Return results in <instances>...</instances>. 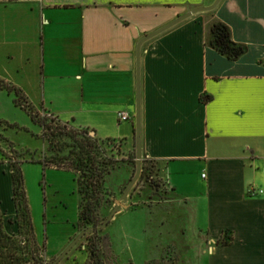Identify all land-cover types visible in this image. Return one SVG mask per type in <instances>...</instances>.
Returning a JSON list of instances; mask_svg holds the SVG:
<instances>
[{"label": "crops", "instance_id": "0c3cea01", "mask_svg": "<svg viewBox=\"0 0 264 264\" xmlns=\"http://www.w3.org/2000/svg\"><path fill=\"white\" fill-rule=\"evenodd\" d=\"M214 2L0 0V68H35L43 114L135 152L136 44ZM214 22L245 46L237 60L209 46ZM139 82L141 161L209 238L208 264H264V0H220L150 39ZM7 155L0 146V215L16 235Z\"/></svg>", "mask_w": 264, "mask_h": 264}, {"label": "rangeland", "instance_id": "374dc122", "mask_svg": "<svg viewBox=\"0 0 264 264\" xmlns=\"http://www.w3.org/2000/svg\"><path fill=\"white\" fill-rule=\"evenodd\" d=\"M0 74L25 94L38 121L54 120L42 113V87L35 68L17 72L0 68ZM14 100L13 94L0 93V146L7 150L9 160L22 162L31 222L36 242L42 245L32 251L26 236L16 235L13 237L16 257L27 258L31 254L41 264L50 263L80 232L91 228L92 232L82 237L58 264H92V249L102 264H208L205 244L209 238L198 232L191 214L171 202L155 166L149 161L144 162L143 173L140 172L127 196L126 211L116 213L105 227L98 229L135 172L134 150L126 153L117 144L99 143L102 157L113 162V168L105 177V194L95 211L96 225L81 221L77 184L80 175L58 170L53 165L71 162L68 156L72 144L67 139H56L50 150L42 138L41 127ZM30 161L48 166L43 168ZM223 240L229 242L221 237L216 244L223 245Z\"/></svg>", "mask_w": 264, "mask_h": 264}, {"label": "trees", "instance_id": "16d2710c", "mask_svg": "<svg viewBox=\"0 0 264 264\" xmlns=\"http://www.w3.org/2000/svg\"><path fill=\"white\" fill-rule=\"evenodd\" d=\"M208 44L218 54L225 57L229 61H235L242 56L246 48L243 45L235 44L230 39V31L227 26L220 22H214L210 26ZM13 94L15 97L14 103L26 111L31 120L38 124L42 129V138L47 141L50 150H53V141L56 139H67L71 144L73 150L69 152L68 158L71 162L56 163L58 170H64L73 174L79 173L77 180L78 193L80 194V213L79 219L90 225H96L97 216L95 211L102 201L104 196V182L105 177L113 168V162L103 158V153L100 152L99 143H106L108 146L120 142L114 141H98L92 136H89L85 130L72 129L66 125L60 124L58 121L51 120L49 123L46 120L38 121L36 113L33 108L27 103L24 94L17 88L0 80V92ZM11 182H12V203L15 211L16 235H25L26 242L30 245L31 250L37 247L34 239V232L28 207L27 196L24 188L23 175L21 171L22 162L16 161L14 158L9 160ZM46 168L48 165L44 162H34ZM146 160L141 162V172L143 173V166ZM152 163V162H151ZM67 165V166H66ZM3 220L0 215V264H41L39 259L30 254L27 258H19L15 256L17 250L14 247V238L16 235H9L3 230ZM222 239H226L223 235ZM22 240V239H21ZM226 245L225 240L221 242ZM4 249V250H2ZM92 264H102L99 260L95 250H91Z\"/></svg>", "mask_w": 264, "mask_h": 264}, {"label": "water", "instance_id": "95a60500", "mask_svg": "<svg viewBox=\"0 0 264 264\" xmlns=\"http://www.w3.org/2000/svg\"><path fill=\"white\" fill-rule=\"evenodd\" d=\"M220 2V0H215L214 4L207 8H195L184 15L176 18L172 22L166 24L165 26L159 28L158 30L152 32L149 35L144 36L141 40L138 41L135 47V133H134V140H135V172L130 180L129 184L126 186L125 190L121 194L120 198L114 202V207L98 229L105 227L110 220H112L113 216L120 212L121 210H125L127 208V196L138 180L141 172V152H140V82H139V64H140V49L141 46L149 41L150 39L158 36L159 34L173 28L174 26L178 25L179 23L189 19L191 16L201 13V12H209L212 11L216 5ZM90 136H94L92 133ZM92 232L91 228H87L80 232L70 243L69 245L61 252V254L52 262L46 264H58L66 255L67 253L77 244L79 240L82 239L87 234Z\"/></svg>", "mask_w": 264, "mask_h": 264}, {"label": "built area", "instance_id": "2783aa9c", "mask_svg": "<svg viewBox=\"0 0 264 264\" xmlns=\"http://www.w3.org/2000/svg\"><path fill=\"white\" fill-rule=\"evenodd\" d=\"M4 1H6V2H18L20 0H4ZM117 118H118V121H120V122H126L128 120V116L125 113H121V112L117 114ZM202 177H204V176H202ZM260 193H261V191H260ZM248 194L253 195V194H255V192L253 189H250V190H248Z\"/></svg>", "mask_w": 264, "mask_h": 264}]
</instances>
